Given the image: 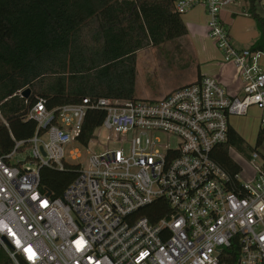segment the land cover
Listing matches in <instances>:
<instances>
[{
  "label": "built area",
  "instance_id": "1",
  "mask_svg": "<svg viewBox=\"0 0 264 264\" xmlns=\"http://www.w3.org/2000/svg\"><path fill=\"white\" fill-rule=\"evenodd\" d=\"M236 2L176 0L175 10L206 8L208 34L238 70L240 95L203 75L160 99L83 97L49 108L40 97L24 117L36 130L22 140L0 109L14 140L0 156V251L15 264H264V153L253 148L235 173L214 158L229 139L231 117L255 107L264 133V49L233 41L222 12ZM90 110L105 117L85 143ZM104 129L114 147L78 164L59 196L42 189V168L63 170L66 145L87 146ZM159 132L178 141L163 143ZM157 200L166 203L163 216L139 214Z\"/></svg>",
  "mask_w": 264,
  "mask_h": 264
},
{
  "label": "trees",
  "instance_id": "2",
  "mask_svg": "<svg viewBox=\"0 0 264 264\" xmlns=\"http://www.w3.org/2000/svg\"><path fill=\"white\" fill-rule=\"evenodd\" d=\"M176 0H0V109L17 140L28 139L36 122L24 119L40 97L49 108L78 103L83 97L135 99L137 52L188 33ZM259 38L250 46L264 49L260 0H245ZM31 89L28 98L20 90ZM105 117L90 110L80 139L87 143ZM232 125V124H231ZM10 130L0 124V156L12 150ZM244 138L231 127L226 143L214 149L216 161L231 173L240 171L233 156ZM264 143L259 129L256 148ZM80 166L41 169V186L54 197L77 177ZM157 200L139 214L152 221L165 214ZM0 264H15L0 251ZM21 264H26L21 261Z\"/></svg>",
  "mask_w": 264,
  "mask_h": 264
},
{
  "label": "rangeland",
  "instance_id": "3",
  "mask_svg": "<svg viewBox=\"0 0 264 264\" xmlns=\"http://www.w3.org/2000/svg\"><path fill=\"white\" fill-rule=\"evenodd\" d=\"M241 2V3H240ZM246 2V1H245ZM244 0H238V6L232 5L230 8L222 12V17L224 16V12H228L231 8L239 9ZM231 13V12H230ZM183 15H186L183 14ZM225 21V20H224ZM226 22V21H225ZM226 24H228L226 22ZM253 26H256L255 21L252 20ZM240 27V25H237ZM242 27V26H241ZM232 29V28H231ZM254 29L258 32L256 27ZM255 32H248L244 29H240L239 32H243L244 40L240 41L237 45L245 47L250 45L249 38H254ZM232 34L234 35V30L232 29ZM209 36V35H208ZM235 36V35H234ZM210 38V36H209ZM191 37L188 38H179L168 43H165L163 46L159 47L158 55L160 59L164 60L166 64H141L140 71L145 76L146 86L150 89H160L162 90L164 87L173 86L175 84L181 82H187L190 78H192L195 70L197 69L196 64H194L193 60V52L194 51V43L193 48L190 43ZM192 54V55H191ZM143 56V55H141ZM192 58V59H191ZM188 61L186 64H182V61ZM148 89V88H147ZM168 89V88H167ZM157 94L148 96L156 99H160V96H156ZM163 97V96H162ZM231 124L234 126L236 131L244 138L247 147H243V149H237L233 152V156L237 162H242V159L248 158L250 156L251 151L255 148L257 144V135L259 130V112L255 107H251L248 110V113L244 116H233L230 118ZM110 135L106 129L100 132V135L92 139L89 144L83 145L77 141L71 142L66 145V161L71 164H83V166L88 165L89 157L93 154H100L104 152L108 148H112L115 146L113 143V139H108ZM158 137L162 140L163 143H176L178 138L174 135H169L164 132L157 133ZM261 153H264V143L258 147ZM78 154V156H76ZM261 158H258L254 161V164L258 165L261 163ZM244 170L242 172V178L247 179L250 177V167L246 164L243 165Z\"/></svg>",
  "mask_w": 264,
  "mask_h": 264
},
{
  "label": "crops",
  "instance_id": "4",
  "mask_svg": "<svg viewBox=\"0 0 264 264\" xmlns=\"http://www.w3.org/2000/svg\"><path fill=\"white\" fill-rule=\"evenodd\" d=\"M236 3H238V0ZM236 3L235 6H238V4L236 5ZM259 9L260 12L264 15V0H260ZM182 17L187 26L188 33L179 38H188L190 36L192 39L190 41V43L192 44V48L193 43L195 45V53L193 52V55L191 54L193 56L194 64H196L197 66L195 73L187 82H181L173 86L164 87L162 90L150 89L148 85L146 86L145 76L140 71L141 64L142 62L143 64H166L165 61L160 59L158 55V51L160 49L159 47L163 46L165 43L158 46H149L148 48L141 49L137 52V78L135 92L136 98H152L148 96L154 94H157L156 96H160L162 98V96L164 97L171 90L184 84L193 82L203 75H209L217 79L222 85L225 86V88L231 95H240L242 92V80L238 74V70L233 64L225 63L222 60L221 51L216 46L214 40L211 37L209 38L208 36V15L206 8L203 5L196 6ZM223 19L228 23L232 39L236 44L240 42L237 39L244 40V33L239 32L241 28L244 29L245 32H255L256 30L254 29V27H256L257 29V26H253L252 24V20L254 19L247 12V3L245 2V0L239 9H235L234 7L231 8V10H229L228 12H224ZM237 25H240V27H237ZM231 28L234 30L235 36L232 34ZM253 36L254 38H249L250 45L245 47L254 45V43L259 38V32L256 31L255 35ZM235 37H237V39H235ZM188 61L189 60H184L182 61V64H186L188 63Z\"/></svg>",
  "mask_w": 264,
  "mask_h": 264
},
{
  "label": "water",
  "instance_id": "5",
  "mask_svg": "<svg viewBox=\"0 0 264 264\" xmlns=\"http://www.w3.org/2000/svg\"><path fill=\"white\" fill-rule=\"evenodd\" d=\"M31 94V89L30 88H26L23 90L22 92V95L25 97V98H28Z\"/></svg>",
  "mask_w": 264,
  "mask_h": 264
}]
</instances>
